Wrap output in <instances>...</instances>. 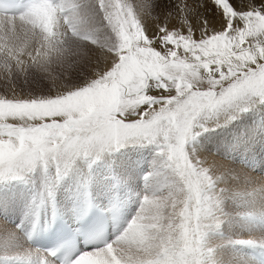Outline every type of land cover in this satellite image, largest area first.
<instances>
[{"label":"snow or ice","instance_id":"1","mask_svg":"<svg viewBox=\"0 0 264 264\" xmlns=\"http://www.w3.org/2000/svg\"><path fill=\"white\" fill-rule=\"evenodd\" d=\"M169 2L160 13L156 0H35L21 14L0 5V59L9 77L50 81L47 91L23 98L0 94V181L22 179L41 165H54L63 177L81 157L148 144L157 159L146 190L154 197L169 173L181 178L190 170L206 182L205 211L215 216L219 201L211 193L233 178L232 170L198 159L189 145L264 104V0ZM169 14L181 28L161 22ZM151 203L145 195L112 243L75 264H112L113 256L131 264L128 249L148 230ZM208 227L218 233L221 224Z\"/></svg>","mask_w":264,"mask_h":264},{"label":"rangeland","instance_id":"2","mask_svg":"<svg viewBox=\"0 0 264 264\" xmlns=\"http://www.w3.org/2000/svg\"><path fill=\"white\" fill-rule=\"evenodd\" d=\"M188 3L195 6L194 0H188ZM168 7H171L169 0H156V13ZM147 21L154 23L151 17ZM161 22L168 23L169 27L181 28L179 19L173 14H169L167 20L162 16ZM15 23L19 28L20 21L17 19ZM25 79L20 74L9 77L6 62L0 59V94L7 92L23 98L30 90L47 91L50 86V81L42 79L39 74H30L27 83ZM192 147L196 157L199 150L200 154L208 151L207 154L211 157L223 159L232 166L233 178L226 184L218 185L211 193L219 201L214 217L205 211L206 182L190 170L183 178L169 173L167 183H160L159 191L153 197L146 190L145 177L151 172L157 159V149L148 144H129L113 152L105 151L96 160L81 157L63 177L57 176L54 165L48 169L41 165L25 173L22 179L0 181V264H37V261L42 260L39 256V260H34L37 257L29 251L26 233L38 219L36 211L43 203L50 202L45 210L48 213L53 199L64 207L65 203L71 201L72 191L77 189L95 192L103 200L109 201L111 193L128 187V183L131 194H136V213L144 194H149L153 204L158 202V216L162 217L161 220L175 222L174 227L170 223L169 230L163 233L164 237L160 236V251L156 243L144 241L142 244L137 241L142 239L140 233L137 234L132 242V249H129L128 259L131 264H157V261L160 264H188L187 261H190L189 264H264V176L260 174L264 170V104L240 112L226 125L200 133L190 143L189 148ZM234 151L243 152L253 161V164L239 166L243 175L253 172L254 168L259 169L242 179V188L240 187L243 185L239 186L235 180L241 176L235 175L239 159L233 157ZM2 157L3 152L0 151V158ZM133 158H139L140 169L139 164H134L136 161ZM122 196L124 200L129 198L124 194ZM151 204L148 205L149 208H145L144 220L155 212ZM42 213L40 211L39 215ZM136 213L127 219L124 229ZM158 221V228L163 227ZM214 223L221 224L218 233L208 227ZM173 234L178 242L173 240ZM9 239H14L15 244H7ZM248 241L252 243H246ZM162 256L164 259H161ZM182 256L188 260H184ZM115 258L113 256L112 260ZM115 263L119 264V261L116 260ZM91 264L98 262L93 260Z\"/></svg>","mask_w":264,"mask_h":264},{"label":"bare ground","instance_id":"3","mask_svg":"<svg viewBox=\"0 0 264 264\" xmlns=\"http://www.w3.org/2000/svg\"><path fill=\"white\" fill-rule=\"evenodd\" d=\"M35 2V0H32L31 2H30V5L29 6H27L24 10H22L20 13H18V14H21V13H23V12H26L28 9H29V7L33 4ZM147 23H149V24H152L151 22H149V21H146ZM191 150L193 151V147L191 148ZM194 152V151H193ZM208 152V151H207ZM207 152L205 151V153H203V154H200V150H199V155H198V159H208L209 161H211V160H217V161H221V162H223L224 164H225V166H226V168H229V169H231V165L230 164H227V163H225L224 161H223V159H220V158H214V157H211L209 154H207ZM232 155H233V157H235V159H239V162L238 163H236V172L237 173H235V175H237V176H241L240 178H238V179H235L236 180V183L239 185V186H241V185H243V186H241L240 188H242V187H244V181L242 180L244 177H246V176H248V175H251V174H253V172H256V171H259V169H257V168H254L253 169V172H249L248 174L246 173V174H244L243 175V171L242 170H240L239 169V166H245V164L246 165H248V164H250V163H252L253 164V161H251V159L249 158V157H247L243 152H241V151H234L233 153H232ZM230 156H231V154H230ZM232 157V158H233ZM236 157H239V158H236ZM120 159V158H119ZM139 159V158H138ZM138 159H134L133 158V160H135L136 162L134 163V164H136V165H138L139 164V162H138ZM234 159V158H233ZM131 161V160H130ZM198 167H199V165H197ZM139 169L141 168V166H140V164H139ZM135 168V167H134ZM262 173H260V174H263V176H264V170L263 171H261ZM137 173V172H136ZM145 173V172H144ZM243 176V177H242ZM255 178V177H254ZM136 186V185H135ZM130 184L128 183V187L126 186L125 188L123 187V188H121V189H119V191H115V192H113V193H111V195H112V197H114L113 198V200L110 202V201H105V200H103V198H101L100 197V195L99 194H97V193H95V192H90V191H88V192H83L81 189H77L76 191H72V198H71V201H69V202H67V203H65V206L64 207H62V206H60V204L58 203V202H56V200H54L53 199V201L51 200V205H50V212H51V210L52 209H57L58 210V212H60V214L63 216V217H65V218H67V219H69V218H72V217H79L80 215H81V213L85 210V207H86V204H87V202L88 201H91V202H94L95 204H97L98 206H100V208H107V207H111L112 205H116V206H118L120 209H121V211H122V216H123V225H124V223L126 222V219H128L130 216H131V214L132 215H134V213H136V210H135V208H136V202H135V198H134V196H136V194H131L132 193V191H129L130 189ZM137 188V187H136ZM124 194V196H127V197H129V198H126L125 199V201H127V203H124L123 201L122 202H120V200L122 199V198H118L119 196H122V195ZM138 194V193H137ZM5 195V194H4ZM7 195V194H6ZM108 195H110V192H109V194ZM111 195H110V200H111ZM146 194H144V196H145ZM148 196H149V194H147ZM133 196V197H132ZM109 197V196H108ZM124 198V197H123ZM149 198H151V197H149ZM127 199H129V202H128V200ZM152 200V199H151ZM155 201V200H154ZM39 203V202H38ZM47 203V204H46ZM45 204L43 203H41L42 204V206H40L38 209H37V211H36V213L38 214V219L39 218H41V217H39V216H42L43 217V215H47L46 213H47V211H45L49 206H48V204L50 203H48V201L46 202ZM157 204H158V202H156ZM138 204H140V203H138ZM157 204H151V208H154L155 209V212L153 213V216H150L149 218H146V220H144L143 222H144V224L146 225V227L148 228V230L147 231H145V232H142V233H140V235L142 236V239H137V241H140V242H142V244H144L143 242L144 241H146V242H148V241H151V242H153V243H156L157 244V248H158V250L160 251V246H158L159 245V239L161 238L160 236L161 235H163V237H164V232H167L168 230H169V228H170V223L172 224V226L174 227V224H175V222L174 221H167V222H163V220H161V218L162 217H159L158 215L160 214V212H159V209L157 208L158 206H157ZM141 205V204H140ZM244 205V204H243ZM133 206V207H132ZM139 206V205H138ZM137 206V207H138ZM147 208H149V206L147 207ZM157 208V209H156ZM139 209V208H138ZM151 210H153V209H151ZM40 211H43V213H42V215H39V213H40ZM50 212H49V214H50ZM151 212V211H150ZM129 213V214H128ZM156 213H158L157 215H156ZM128 214V218L126 217V215ZM137 214V213H136ZM156 215V216H155ZM154 217H156L155 219H154ZM160 218V219H159ZM158 219H159V221H158ZM37 221L38 220H36V222H35V224L37 223ZM157 221L158 222H160V223H162L161 225L163 226V227H166V228H164L163 229V227H159L158 228V225H157ZM160 223H159V225H160ZM123 225L121 226V228L119 229V232H118V234L117 235H120V232H121V230H122V227H123ZM160 225V226H161ZM150 226V227H149ZM171 226V229L173 228ZM32 229V226H31V228L29 229V231H28V233L30 232V230ZM171 232H173V231H171ZM178 232V231H177ZM28 233H27V235H26V241H27V236H28ZM174 233V232H173ZM176 233V232H175ZM174 233V234H175ZM166 234V233H165ZM173 234V236H174V239L173 240H175V242L177 241L176 239H175V235ZM178 234V233H177ZM176 234V235H177ZM167 236V235H166ZM117 237V236H116ZM116 237H114L113 239H112V242L116 239ZM139 238V237H138ZM13 240V241H12ZM167 240V239H166ZM172 240V239H171ZM136 241V242H137ZM15 241H14V239H9L8 241H7V244H13ZM170 242H172V241H170ZM174 242V241H173ZM178 242V241H177ZM27 243V242H26ZM15 244V243H14ZM132 244H134V243H132ZM131 244V245H132ZM28 248H29V251H31V253L33 254V255H35V257H37L36 259H34V260H39V258H43V259H45V260H47V262H48V264H54L52 261H50L47 257H46V255L43 253V252H40V251H36V250H34L30 245H28ZM166 248V247H165ZM129 249H132L131 247L129 248ZM129 249H128V257H129V255H130V253H129ZM95 250H97V249H95ZM92 251H94V250H88V251H86L85 253H87V252H92ZM257 254V253H256ZM38 256H39V258H38ZM184 256H185V254H184ZM183 257V256H182ZM184 258V260H186L187 259V257H183ZM186 258V259H185ZM180 259H181V257H180ZM117 260V258H115L114 260H112V262H114L115 263V261ZM183 260V259H182ZM188 260V259H187ZM190 260V259H189ZM97 262H98V264H108V261H106V260H96ZM180 261V260H179ZM39 261H37V263H38ZM182 262V261H181ZM187 262H189L190 263V261H187ZM188 263V264H189ZM31 264H33L32 262H31ZM116 264V263H115ZM186 264V263H185Z\"/></svg>","mask_w":264,"mask_h":264},{"label":"clouds","instance_id":"4","mask_svg":"<svg viewBox=\"0 0 264 264\" xmlns=\"http://www.w3.org/2000/svg\"><path fill=\"white\" fill-rule=\"evenodd\" d=\"M179 169H180V165L179 164H177V168H176V170L175 171H179ZM183 178V177H182Z\"/></svg>","mask_w":264,"mask_h":264}]
</instances>
